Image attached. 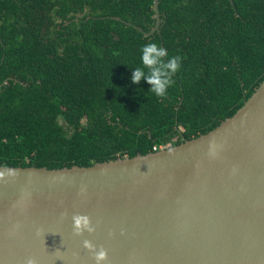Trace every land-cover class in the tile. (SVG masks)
<instances>
[{"label":"trees","instance_id":"trees-1","mask_svg":"<svg viewBox=\"0 0 264 264\" xmlns=\"http://www.w3.org/2000/svg\"><path fill=\"white\" fill-rule=\"evenodd\" d=\"M159 9L145 35L153 0H0V165L132 157L232 116L264 80V0ZM149 42L182 58L164 97L130 79Z\"/></svg>","mask_w":264,"mask_h":264},{"label":"water","instance_id":"water-1","mask_svg":"<svg viewBox=\"0 0 264 264\" xmlns=\"http://www.w3.org/2000/svg\"><path fill=\"white\" fill-rule=\"evenodd\" d=\"M153 3L145 35L160 29ZM0 173V264H96L85 239L107 251L101 264H264V80L232 116L179 144ZM74 214L94 232L76 235Z\"/></svg>","mask_w":264,"mask_h":264},{"label":"clouds","instance_id":"clouds-1","mask_svg":"<svg viewBox=\"0 0 264 264\" xmlns=\"http://www.w3.org/2000/svg\"><path fill=\"white\" fill-rule=\"evenodd\" d=\"M181 59L179 55L170 56L168 49L157 42L146 43L141 48V66L132 67L130 79L133 84L137 85L141 80L146 81L150 85L147 91H151L157 97H164L167 95L168 89L175 83L173 75L180 68ZM8 174L16 175L13 169H9ZM72 222L76 235H81L85 231L92 233L95 230L87 215L74 214ZM83 246L93 253L96 264H101L107 259V251L102 247L97 250L90 240L85 239ZM27 264H33V260L28 259Z\"/></svg>","mask_w":264,"mask_h":264},{"label":"built area","instance_id":"built-area-1","mask_svg":"<svg viewBox=\"0 0 264 264\" xmlns=\"http://www.w3.org/2000/svg\"><path fill=\"white\" fill-rule=\"evenodd\" d=\"M157 150V146L154 147Z\"/></svg>","mask_w":264,"mask_h":264}]
</instances>
